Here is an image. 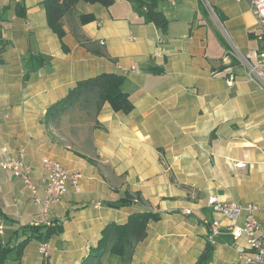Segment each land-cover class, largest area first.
<instances>
[{"label":"crops","instance_id":"1","mask_svg":"<svg viewBox=\"0 0 264 264\" xmlns=\"http://www.w3.org/2000/svg\"><path fill=\"white\" fill-rule=\"evenodd\" d=\"M43 1L0 0V161L24 151L40 185L47 158L80 172V189L69 186L44 213L0 169V244L17 247L29 226H60L47 256L32 239L6 264H81L107 224L145 211L160 219L148 225L131 264H197L208 245V264H244L246 238L207 199L256 205L264 240V84L249 79L242 59L254 64L259 48L251 0H159L165 33L125 0L109 8L80 1L63 20L61 40L46 24ZM82 14L95 19L82 25ZM103 73L123 75L130 113L104 104L98 113L76 107L49 118L78 82ZM126 198L132 203L118 207ZM97 264L121 262L107 256Z\"/></svg>","mask_w":264,"mask_h":264},{"label":"trees","instance_id":"2","mask_svg":"<svg viewBox=\"0 0 264 264\" xmlns=\"http://www.w3.org/2000/svg\"><path fill=\"white\" fill-rule=\"evenodd\" d=\"M87 4H97L104 8L111 7L115 0H44L42 7L45 14V20L50 31L60 40L64 37L63 29L64 18L75 13V7L78 2ZM134 5L137 15L142 18L144 23L153 24L160 31L165 33L168 28V22L163 13L158 9L159 0H125ZM0 9V55L5 47L1 41V27L4 19ZM16 15L24 16V6L22 3L15 5ZM79 22L84 25L94 21L91 14H82L78 16ZM1 61V60H0ZM125 78L123 75L114 73H103L93 78L85 79L76 84L69 91L67 96L53 105L48 112L50 119L54 120L62 114L78 107L82 111L92 109L98 113L104 104H108L115 113L128 114L133 106L129 100L128 93L124 90ZM132 203L130 198L122 199L117 202L118 207L127 206ZM0 218H3L0 211ZM160 219L159 213L149 211L136 212L128 216L124 224H107L101 232V238L95 248L90 249L89 255L81 264H97L104 257H114L120 260L121 264H131L132 256L136 246L141 243L147 235L148 225L151 222H157ZM59 224L48 226H29L22 229V232L28 233L26 240L12 248L0 244V264H6L10 259L19 260L22 256L25 244L32 239L41 243H48L54 235L60 232ZM16 249L15 255L12 251ZM212 249L208 245L197 260V264H208L211 258Z\"/></svg>","mask_w":264,"mask_h":264},{"label":"built area","instance_id":"3","mask_svg":"<svg viewBox=\"0 0 264 264\" xmlns=\"http://www.w3.org/2000/svg\"><path fill=\"white\" fill-rule=\"evenodd\" d=\"M251 12L259 28L257 36L259 48L253 57L255 60L254 64H251L248 58L242 59L247 67L249 79L264 84V0H251ZM154 55L159 56L160 52L156 51ZM231 81L232 79L228 80L229 83ZM42 167L45 175L41 184L37 185L32 179V166L27 161L24 151H19L14 158L0 161V169L9 171L17 180L21 181L29 191L33 202L46 213L52 205L60 202L69 186L75 192L79 191L81 174L78 171H67L58 162L47 158L43 159ZM207 204L215 212L220 213L229 220L231 230H234L237 235L246 238L251 255L244 258V264H264V240L258 235L260 224L256 218V213L259 211L258 207L254 204L222 202L216 196L209 197ZM186 213H189V211H186ZM241 218H243L242 225H236ZM218 228V222L208 224L207 239L209 243H214ZM3 235L4 226L0 223V238ZM48 248V243H42L39 251L43 256H47Z\"/></svg>","mask_w":264,"mask_h":264}]
</instances>
